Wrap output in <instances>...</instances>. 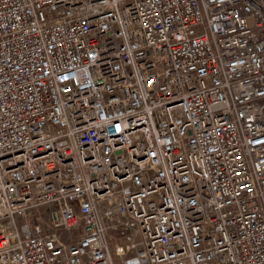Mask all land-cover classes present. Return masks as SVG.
<instances>
[{
  "label": "built area",
  "instance_id": "obj_1",
  "mask_svg": "<svg viewBox=\"0 0 264 264\" xmlns=\"http://www.w3.org/2000/svg\"><path fill=\"white\" fill-rule=\"evenodd\" d=\"M0 264H264V0H0Z\"/></svg>",
  "mask_w": 264,
  "mask_h": 264
}]
</instances>
